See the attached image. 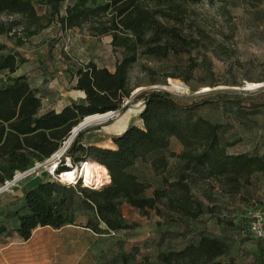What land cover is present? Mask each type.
Instances as JSON below:
<instances>
[{"label":"trees","instance_id":"obj_1","mask_svg":"<svg viewBox=\"0 0 264 264\" xmlns=\"http://www.w3.org/2000/svg\"><path fill=\"white\" fill-rule=\"evenodd\" d=\"M203 1L0 0V13L20 16L24 24L22 31L29 37L52 24L63 32L88 26L95 37L110 35L113 49L123 50L125 54L117 61L114 72L90 62L72 74L73 79L77 78L74 89L86 93L84 103L72 102L61 111L41 113L39 89L31 87L25 76L13 77L26 59L18 51L8 53L6 45L0 42V183L5 178L12 180L16 170L26 171L49 159L85 117L111 110L124 111L126 100L131 96L130 71L139 56L167 60L171 56L191 55L202 48L216 54V39L203 29L186 27L191 14H195L193 7ZM65 3L68 4L62 9ZM41 8H46L44 15L39 14ZM13 30L14 25L0 21V37L17 36ZM17 44L20 46L23 41L18 39ZM197 66L194 64L191 68L194 70ZM2 74L7 82L4 87ZM208 103L210 100L185 105L167 91L151 90L144 96L142 125L129 126V122L126 131L113 137L114 147L86 145L81 142L80 133L67 149L58 172L67 168L66 157L73 164L88 160L102 168L105 180L111 177L110 183L93 189L81 183L59 182L46 173L22 197L7 204L0 200V205L5 207L18 204L7 213L18 222V236L28 241L39 227L60 229L68 224L77 225L76 219L82 218V213L86 215L84 218H89L84 227L113 234L132 227L121 221L120 207L124 203L143 215H149L150 210L161 214V205H165L184 219L198 218L204 208L192 196L190 174L183 173L174 181L163 178L164 188L154 189L153 194L147 195L150 185L131 170L151 155H155L151 161L154 169L165 168L168 164L165 151L173 138L183 147L174 155L185 162L189 173L198 171L209 178H226L235 183L242 180L249 183L252 174L264 173L263 156L231 153L229 149L236 141L224 138V124L195 115L200 106ZM251 111L254 114L255 108ZM1 220L0 237L11 231V220L6 223ZM184 227L192 232L191 238L179 249L158 252L157 259L162 264H237L226 240L211 236L205 230L196 232L186 222ZM116 257L122 264H129L135 258L120 245Z\"/></svg>","mask_w":264,"mask_h":264},{"label":"rangeland","instance_id":"obj_2","mask_svg":"<svg viewBox=\"0 0 264 264\" xmlns=\"http://www.w3.org/2000/svg\"><path fill=\"white\" fill-rule=\"evenodd\" d=\"M193 9L195 14H191L186 27L203 29L216 39V54L202 48L191 55L171 56L167 60L139 56L130 71L131 96L126 100V109L109 113L111 117L106 124L84 128L80 132L81 142L114 147L113 137L120 132L113 131L112 125L128 111L129 126L142 125L140 113L145 105L144 96L151 90H164L185 105L210 100L200 106L195 115L224 124V138L236 141L229 151L264 157V0H215L214 3L204 0ZM45 12L46 8L39 10L40 15ZM0 21L14 25L13 31H17V36L4 35L0 41L21 51L26 58L25 68L43 77L45 88L60 105L84 101V97L73 95L80 90L67 82L68 74L76 73L89 62L114 68L125 56L123 50L113 49L110 35L95 37L88 26L63 32L52 24L29 37L22 31L24 24L20 16L0 13ZM18 39L23 41L20 46ZM194 64L198 66L193 70ZM5 80L2 74V84ZM253 108L254 114L251 113ZM182 150V145L173 138L165 151L168 159L165 168L154 169L151 161L155 155H151L131 170L150 185L147 195L153 194L154 189L164 188L163 178L174 181L183 173L190 174L192 196L204 208L198 218L184 219L165 205H161V214L150 210L149 215H143L124 203L120 207L121 221L131 224V228L113 234L81 228L63 231L38 228L32 240L20 245L23 251L35 252V256L24 257L23 264H122L116 257L118 245L124 252L134 254L129 264H162L157 259L158 252L179 249L191 238L192 232L185 229V222L196 232L205 230L211 236L226 240L237 264H264V241L254 238L249 231L252 213L264 208V173L252 174L249 183L209 178L198 171L189 173L185 162L174 155ZM48 168L42 166L32 171L1 192L0 198L7 199L34 185L49 173ZM17 172H20L19 177ZM23 172L16 170L14 175L20 179ZM6 181L10 183L11 179L5 178L0 188ZM81 216L84 219L86 215ZM0 218L11 220V228L15 225V219L4 212ZM101 227L104 228V224ZM37 235L40 238L35 239ZM254 254L259 255L252 257Z\"/></svg>","mask_w":264,"mask_h":264},{"label":"crops","instance_id":"obj_3","mask_svg":"<svg viewBox=\"0 0 264 264\" xmlns=\"http://www.w3.org/2000/svg\"><path fill=\"white\" fill-rule=\"evenodd\" d=\"M58 29H59V27H58ZM2 44H4V43H2ZM4 45H6L8 53L9 52L10 53H14L16 51L21 53V51L19 49H17V48L14 49V48L10 47L7 44H4ZM21 55L25 58V56L22 53H21ZM25 64H26V62L19 66L18 70L13 74V77L25 76L28 79L31 87L39 89L40 95L42 97V106H41V110H40L41 113H45V112H47L49 110L61 111L65 106L71 104V103H63V104L60 105L59 103L54 102L55 98L51 94H49L48 90L45 88V86L43 84V80L41 79L43 77L37 76V75H33L29 71V69L25 68ZM97 66L99 68H106L110 72H114V70H115V66H114V68H108L107 66H100L99 64H97ZM72 74H75V73H70V75L68 74L67 78L66 77L65 78L67 79L68 83H71L73 86H75L76 83H77V78L75 77L73 79L72 78ZM4 83L5 84H2L3 87L7 83L6 80H5ZM73 95L76 96V97H80V98L84 97V93L81 92V91H74ZM76 103H84V101H82V102L79 101V102H76ZM28 187H30V185H28L27 188ZM26 189H24L23 191L17 192L16 194H14L13 196H11V197H9L7 199L0 198V200L3 202V204H7L9 202H13V201H15L16 198L22 197ZM20 202L21 201H19L18 203L20 204ZM17 205H18L17 203L14 204V205H11L10 207H5L4 205H0V214H2L4 212L5 215H7V213L9 211L14 210ZM76 220H89V218L88 217H86L84 219L83 218H78ZM1 221L4 222V223L8 222V220H1ZM83 225H85V224L82 223V222L77 223V225L68 224V225L63 226L60 229H57V230H62L63 231L64 229H69V228H77V229L81 228L83 230L92 231L91 229H89L87 227H84ZM17 226H18V222L15 221V225L13 226V228H11V231H9V233L4 234V235H2L0 237V264H23L24 263L23 262V258L24 257H28L30 255L31 256H35V252L23 251L22 248L20 247L21 244L27 243L30 240H32V238L34 236V233H33V236L31 237V239H29L28 241H23V240H21V238L17 234V230H16ZM39 228H42V227H39ZM38 238H40V237L37 235V237L35 239H38ZM258 255L259 254H254L252 257H258ZM253 261L255 262V260H253Z\"/></svg>","mask_w":264,"mask_h":264},{"label":"built area","instance_id":"obj_4","mask_svg":"<svg viewBox=\"0 0 264 264\" xmlns=\"http://www.w3.org/2000/svg\"><path fill=\"white\" fill-rule=\"evenodd\" d=\"M64 145V144H63ZM69 148V147H68ZM67 148V149H68ZM59 149L56 153H54L49 159L46 160V164L43 166L49 167V175L52 179L57 180L62 183L72 184L76 185L78 183H81L82 186L90 187L93 189H101L105 185L109 184L111 181V178L109 180L101 181V182H92L88 183L86 181V178L84 176H81L80 174H76V176L73 179L65 180L63 175L67 173V170H70L72 168H77L82 170L83 164L86 163L88 160H84L81 162H78L77 164H73L71 158L66 157L64 164L67 166L66 169L63 171L58 172L59 167L63 163V157L67 151V149L62 150ZM56 170V173H54ZM250 234L257 239L264 241V208H259L254 210L252 213V221L250 222L249 226Z\"/></svg>","mask_w":264,"mask_h":264},{"label":"bare ground","instance_id":"obj_5","mask_svg":"<svg viewBox=\"0 0 264 264\" xmlns=\"http://www.w3.org/2000/svg\"><path fill=\"white\" fill-rule=\"evenodd\" d=\"M248 90H251V89H248ZM129 115H130V111H128L119 121H117L114 125H112V130L115 132H122L128 124ZM110 117L111 116L109 114H97V115L95 114V115L85 117L84 120L81 121L73 129L72 136L70 137L68 142L71 143L74 140V138L77 136L80 130H83L84 128L89 127V126L106 124L107 120ZM76 174H80L81 176H84L88 183H92V182L99 183L101 181H105V175H104L102 168L98 166H94L89 162H86L83 164L82 170L77 169V168H73L72 170H69V171L67 170V173L64 174L63 177L66 180H69V179H73L76 176ZM19 176H20V172H17V177Z\"/></svg>","mask_w":264,"mask_h":264},{"label":"water","instance_id":"obj_6","mask_svg":"<svg viewBox=\"0 0 264 264\" xmlns=\"http://www.w3.org/2000/svg\"><path fill=\"white\" fill-rule=\"evenodd\" d=\"M84 92V91H83ZM86 97V93L84 92V98ZM145 106V105H144ZM108 112H119L120 113V111H118V110H111V111H108ZM108 112H105V113H108ZM105 113H99V114H105ZM127 129V128H126ZM126 129H125V131H126ZM73 131V130H72ZM82 130H80L79 132H78V134H77V136L79 135V133L81 132ZM123 133V132H122ZM121 134V133H120ZM76 136V137H77ZM75 137V138H76ZM68 140V139H67ZM74 141V140H73ZM72 141V142H73ZM71 142V143H72ZM71 143H68L67 144V141H65V143H64V145H63V149L62 150H65V149H67L70 145H71ZM47 162H44V163H38V164H36L33 168H31V169H29V170H26V171H24L23 172V175L21 176V178L20 179H17L15 176L13 177V179L10 181V183H7V181L5 182V184L3 185V186H1V188H0V193L1 192H3L4 190H6L9 186H11V185H14L17 181H19V180H21L23 177H25L26 175H28V174H30L32 171H35V170H37L38 168H40V167H42L43 165H45ZM10 184V185H9Z\"/></svg>","mask_w":264,"mask_h":264}]
</instances>
